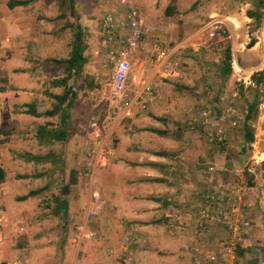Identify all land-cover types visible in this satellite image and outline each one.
I'll use <instances>...</instances> for the list:
<instances>
[{
  "label": "rangeland",
  "instance_id": "1",
  "mask_svg": "<svg viewBox=\"0 0 264 264\" xmlns=\"http://www.w3.org/2000/svg\"><path fill=\"white\" fill-rule=\"evenodd\" d=\"M167 7L174 9L170 17L165 14ZM247 8L243 0H75L76 17L68 20L85 30L87 64L74 83L78 97L72 116L77 110L86 141L80 142L77 155L71 151L61 168L51 171L50 161L28 159L58 151L56 144L39 145L34 135L39 125H55L57 119L35 118L23 111L31 103L40 114L52 109L49 95L62 89L51 87L50 81L59 77L60 68L44 61L68 57L71 33L62 29L63 21H47L58 15L56 0H37L11 11L0 0V127L7 131L0 136V215L5 216L0 226V264H247L253 259L264 264L260 256L264 254V180L257 178L264 171V102L253 124L250 151L242 153L237 128L230 126L242 118L244 104L238 90L250 85L253 73L264 71V20L250 34ZM131 9L150 31L134 51L124 93H116L110 86L113 66L99 24L105 14L114 12L119 24L114 34L123 41L128 31L121 19ZM10 16L15 19L8 26ZM20 16L25 41L14 32ZM232 18L238 29L228 21ZM216 26L220 28L215 32ZM252 38L256 43L248 48ZM155 43L168 52L165 62L157 59ZM227 46L232 73L221 82L213 67ZM197 55L202 58L197 60ZM140 62L145 71L141 82L150 83L154 97L146 108L136 103L141 86L130 84ZM214 97L219 99L220 112L213 109ZM125 102L133 104L130 117ZM203 111L209 113L206 120ZM92 117L97 120L93 130L87 124ZM153 130L170 135L159 136ZM177 131L183 132L180 139L173 138ZM220 132L225 141L209 140L208 134L215 137ZM91 137L104 148L97 162L86 152ZM226 142L224 152L217 150ZM161 152L166 156L155 155ZM256 156L262 161L254 167ZM148 159L165 166L147 174ZM248 168H254L256 177L249 175ZM72 178L75 184L63 197L67 212L55 216L53 198ZM161 178L166 182H153ZM42 188L40 194L19 200ZM231 189L243 193L240 202L234 194L232 208ZM94 192L107 205L92 219L87 211ZM164 197L168 205L162 219L167 216L168 222L160 226L162 231L144 230L140 223L153 219L135 220L134 212L148 210L147 198ZM216 204L226 220L217 218ZM158 207L154 203L151 209ZM205 210L208 218L202 216ZM229 221L237 231L229 228ZM84 222L94 237L72 243L75 226ZM238 249L243 253L238 254Z\"/></svg>",
  "mask_w": 264,
  "mask_h": 264
},
{
  "label": "trees",
  "instance_id": "2",
  "mask_svg": "<svg viewBox=\"0 0 264 264\" xmlns=\"http://www.w3.org/2000/svg\"><path fill=\"white\" fill-rule=\"evenodd\" d=\"M6 7L8 10H14L18 7H28L37 0H5ZM248 8L246 10V17L250 20L249 23V33L252 34L256 32L263 23L264 20V0H243ZM56 6L58 15L54 19H47L48 22L63 21L62 29H67L71 33L70 41V51L69 55L65 59H47L44 62L46 64H51L60 68V75L56 79L50 81V86L53 88H60L62 92L58 95H49L50 98L54 100L52 109L45 111L44 113H38L35 109L34 104H26V108L23 113L30 115L36 118H56L57 122L55 125L46 124L40 125L37 127L35 132V138L39 144L42 145H54L62 146L66 141L69 135V121L72 118V112L74 110L75 102L78 97V91L74 83L81 76L84 66L87 64V59L85 56L86 52V33L82 26L78 23H72L68 20L69 17H76L75 14V0H56ZM173 7H167L165 10L166 16L173 15ZM256 43V40L252 38L248 44V48H252ZM202 56L197 55L196 59H201ZM202 66H206V63L202 60H199ZM205 70V69H204ZM213 70L221 79V82H224L229 78L232 73L231 67V52L230 47L225 48L224 57L219 60L217 65H214ZM222 84V83H221ZM223 85V84H222ZM264 71L253 73L250 78V85L246 88H243V85L238 90V96L243 101L244 107L242 109V118L237 123L236 126L240 135L239 146L243 150L242 153H247L250 151L251 145L254 142V127L253 124L258 118V112L260 105L264 102ZM212 105L214 111H221L219 106L218 97H214L212 100ZM161 122L163 120L156 119ZM50 127V128H49ZM52 127V128H51ZM159 136H168L170 135L167 131H156L153 130ZM5 133V132H4ZM173 134V133H171ZM183 135L182 131H177L174 134L173 138L180 139ZM226 138V137H225ZM224 139L223 141H225ZM226 146L217 147V150H226ZM59 151H51L43 156H30L28 160L34 162H47L50 161L54 166L53 171H58L61 168L62 156L57 154ZM240 153H238V156ZM156 156H166L164 152L156 153ZM239 158V157H238ZM228 164V163H227ZM229 165V164H228ZM58 173V172H57ZM3 178V173L0 170V179ZM153 182L165 183L164 178L155 179ZM75 184V178H72V182L68 183L65 186H62L60 189L59 196L54 197L55 207L52 212L55 216L63 215L65 216L67 212L68 203L66 199H61L67 195L69 188ZM45 188V187H44ZM44 188L38 189L36 191H30L27 195L20 197L19 200L23 201L28 198H32L40 194ZM241 251V252H240ZM238 254H242L243 250L241 249ZM264 259V254L260 255ZM258 259H253L247 264H258Z\"/></svg>",
  "mask_w": 264,
  "mask_h": 264
},
{
  "label": "built area",
  "instance_id": "3",
  "mask_svg": "<svg viewBox=\"0 0 264 264\" xmlns=\"http://www.w3.org/2000/svg\"><path fill=\"white\" fill-rule=\"evenodd\" d=\"M121 25H123L128 31V34L123 41L121 38L117 39L114 34V32L117 30L119 26L117 17L115 16L114 12H109L105 14L99 24L100 34L103 37L104 46L108 49V56L110 57L111 64L113 66L111 79H110L111 80L110 86L112 87L113 91L116 93H124L125 81L130 71L129 58L133 55L134 51L137 49L138 44L140 43V39L144 35H148L150 31V28L145 25L144 19L134 9H131L126 15L122 17ZM219 28L220 27L216 26L213 29L215 31V30H218ZM211 34L213 35V32ZM153 50L158 60L165 62L168 59L169 57L168 52L166 51V49H162L158 45V43H155L153 45ZM153 99L154 97H153V93L151 89L148 86H143L139 97L136 99L137 100L136 103L140 104L141 108H146L149 104L152 103ZM124 105L126 107L125 108L126 114H127L126 116L130 117V110L133 104L125 102ZM208 115H209L208 112L203 111L202 120L203 119L206 120ZM230 126L231 127L236 126V122L232 121L230 123ZM89 127L92 130L97 127V120L95 117L91 118ZM189 128L191 129V131H193L194 123L189 124ZM225 137L226 136L223 135L222 132L215 135V137L212 133L208 134V138L210 141L213 140L214 138H216L218 141H223ZM100 149L101 150H99L98 152L95 150L89 151L95 157L94 160L96 159L97 155H101V152H103L102 147H100ZM254 158L256 159L258 157L256 156ZM255 159H253L254 167L258 166L260 162L262 161V159L260 160L259 159L255 160ZM95 162H97V159L95 160ZM213 171H214L213 168L209 169V172H213ZM247 172L249 173V175L256 177L254 168H248ZM258 177L260 178V180H264V171H261L260 176H257V178ZM232 194L233 196L228 198V205L231 208L235 206L233 202L234 194H236V199L239 202L241 201V197L243 196V193L239 189L236 191L232 190ZM208 199H210V201L214 200L213 197H208ZM106 205H107L106 202L102 199V197L97 192L92 193L91 199H90V205L87 211V217L92 218V219L98 217L101 214V212L106 208ZM217 205L218 204H216V206L214 207H217ZM225 205H227V198L225 200ZM215 210H216V214H218L217 218H220L222 216L223 220L227 219L223 209H221L220 207H217ZM208 211L209 210L203 211L202 216L208 218L209 216ZM3 223H5V216L0 215V226H3L2 225ZM228 224L227 225L229 226V228L231 229L234 228V230L237 231L238 228L236 227V225L232 224L231 221H229ZM242 224L245 226L247 223L242 222ZM19 230L21 231L23 230V228H19ZM94 235L95 233L90 231L87 228L86 222H84L82 225L75 226L74 237L72 239V243L80 244L82 240L92 239Z\"/></svg>",
  "mask_w": 264,
  "mask_h": 264
},
{
  "label": "crops",
  "instance_id": "4",
  "mask_svg": "<svg viewBox=\"0 0 264 264\" xmlns=\"http://www.w3.org/2000/svg\"><path fill=\"white\" fill-rule=\"evenodd\" d=\"M23 18H24L23 16H20L19 18H17L19 21H15V23H14V32L17 34L18 38H20V39H22V40L25 41L24 38H26L27 32L25 30V26L23 25V24H25V23H23V20H22ZM13 19H15V18L13 17L11 19V16H10V18H7L6 21L8 23V26L10 25V23H11V21ZM135 52H136V50H135ZM135 52L129 58L130 63H131V60L134 58ZM143 66H144L143 62H140L139 68L137 70H134V72H133V75L131 77L130 84H131V86L133 88H136L138 86H141L140 88L142 89L143 86H148L151 89V87L149 86L150 83L148 81L141 82V78L143 77V73L145 72L144 69H143L144 68ZM150 79H152V77H150L148 80H150ZM141 83H142V85H141ZM94 89H97V87H95ZM74 108H75V106H74ZM75 114H76V116H72L71 120L69 121V130H68L69 131V135H68L66 141L62 144L61 147L58 146V144H56L58 146V151H59V152H57V154H60L62 156V164L64 163V157L68 153H70L71 151L75 152V154L77 155L79 153V151H80V146H81V143L80 142L83 141L85 143V141H86V140L85 141L82 140V137L84 136L83 133L81 132V130L83 128L82 127L83 122L81 121V117L79 115H77V110L75 111ZM1 115H2V113L0 112V124L2 122ZM89 121L90 120L88 119V122H87L88 125L90 124ZM46 124H49V123H44V124H41V125H46ZM6 132H5V134H6ZM3 135H4V129H2V127H0V136L2 137ZM34 135H35V133H34ZM95 136L98 137V135H95ZM88 140H90V141H89V144H88L89 146L86 149V152H89L91 150H95V151L98 152L99 150H101L100 147H102V146H100L101 144H99V142H96L95 138H92L91 137ZM39 145L46 146V147L49 146V145H42V144H39ZM102 149L104 151V148L103 147H102ZM161 157H165V156H161ZM152 162L153 161L151 159H148V162L145 165V167L147 168V170L149 169V172H147V174H150V175L152 174L151 173L152 170L160 171L165 166V165H157L156 163H152ZM49 164L52 167L51 168V171H53L54 166H52V163L51 162ZM165 170H168V167L167 166H166ZM160 177H161V175H160ZM148 182H151V180H148ZM61 199H64V198H61ZM147 199L148 200L145 201V203H146L145 208H147L148 210H146V209L137 210V212H134L133 217H134L135 220H144L146 218L153 219L154 222L153 221H150V222H147V223H142V224L140 223V225L143 226V229L144 230H145L146 227H148L147 230L149 232H151L152 228L155 227L157 230L162 231L161 230L162 228L160 226L163 225L164 223L168 222L167 216L162 219V212L164 210V207H167V205H168L167 202L168 201H167L166 197H164L163 199H152V198H147ZM154 203H158L159 204V207L157 209H155V210H152L151 208H154ZM179 206L181 207V205H179ZM156 235L159 236L160 234H156ZM72 237H74V232H73V236Z\"/></svg>",
  "mask_w": 264,
  "mask_h": 264
},
{
  "label": "bare ground",
  "instance_id": "5",
  "mask_svg": "<svg viewBox=\"0 0 264 264\" xmlns=\"http://www.w3.org/2000/svg\"><path fill=\"white\" fill-rule=\"evenodd\" d=\"M228 21H229L230 23H232V24L234 25L233 27H235L236 29L239 28V24L236 22V20H233V18H232V19H228Z\"/></svg>",
  "mask_w": 264,
  "mask_h": 264
}]
</instances>
